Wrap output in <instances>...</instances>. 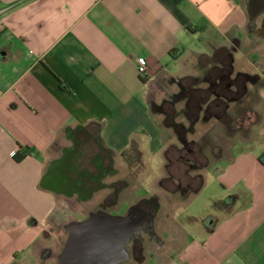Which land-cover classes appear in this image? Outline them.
Returning a JSON list of instances; mask_svg holds the SVG:
<instances>
[{"label": "crops", "instance_id": "obj_1", "mask_svg": "<svg viewBox=\"0 0 264 264\" xmlns=\"http://www.w3.org/2000/svg\"><path fill=\"white\" fill-rule=\"evenodd\" d=\"M262 13L251 25L245 0H0V264H39L56 208L78 195L52 169L81 160L84 132L90 151L134 150L161 165L163 100L194 105L218 67L227 91L238 72L264 79ZM240 144L201 170L228 191L224 213L200 229L174 213L178 242L144 264H264V140Z\"/></svg>", "mask_w": 264, "mask_h": 264}, {"label": "flooded vegetation", "instance_id": "obj_2", "mask_svg": "<svg viewBox=\"0 0 264 264\" xmlns=\"http://www.w3.org/2000/svg\"><path fill=\"white\" fill-rule=\"evenodd\" d=\"M252 4L255 11L263 10L262 26L258 31L255 30L257 35L264 29V0H252ZM215 71L217 80L219 78L220 81L212 91L199 92L197 103L194 105L187 102L184 107L178 108L163 100L155 107L162 113L161 126L172 130L176 140L168 144L163 151L162 164L159 168L165 169L167 173L159 179V187L163 191L160 193L155 191L149 195L157 196L161 204L154 221V229H150L143 221L141 234L134 236V232L132 233L126 243L125 253L120 254L114 248V254H109L99 264H144L160 259L159 253L167 245V240L163 237L165 232H168L165 225L172 213L171 209L165 211L166 204L173 205L177 197L180 201L179 207L198 192L204 183L201 170L211 166L217 168V164L211 165L210 156H214L215 163L226 160V148L224 145L214 144L209 132L214 130L218 123L227 135L234 136L239 133L241 142L244 141V136L249 130V126H246L248 118H245L244 114L248 113L249 109L242 104V97L247 91V83L250 81L257 83L259 78L246 72H238L234 78L231 80L229 78L235 88L227 91L223 85L225 83L223 68L218 67ZM236 103L238 107L233 108ZM231 110L235 112L232 113ZM93 140V135L84 132L78 141L82 148L81 160L75 163V166L69 161L59 160L52 169L51 181L62 187L65 193L74 196L76 192L78 195L73 197L70 204L73 212L71 218L60 225V230L53 225L49 232L47 228L44 230V235L49 238L51 244L42 248L40 258L43 263L40 264H47L53 257L55 264H61L60 256L68 238L74 234L76 222L99 213L125 215L140 198L148 197L142 195L134 201L129 195H134L140 187L150 185L148 180L154 172L152 165L137 152L134 155V150L123 151L116 158L105 149L98 152L90 151L89 147ZM141 174L147 176L142 181H137ZM153 209L151 201L140 208L143 217L151 215ZM176 210L174 207V211ZM163 211L166 212L164 216ZM54 249H57V252Z\"/></svg>", "mask_w": 264, "mask_h": 264}, {"label": "rangeland", "instance_id": "obj_3", "mask_svg": "<svg viewBox=\"0 0 264 264\" xmlns=\"http://www.w3.org/2000/svg\"><path fill=\"white\" fill-rule=\"evenodd\" d=\"M242 99H243L242 104H244V106L249 109L248 113L244 114L245 118H248L246 122V126H249V130H248V134H245L244 136L243 146L244 147L250 145L253 146L255 145V143L264 140V133L262 130V126L264 124V79L259 78L257 83H254L253 81L248 82L247 91L242 97ZM234 107L237 108L238 104L237 103L234 104L233 108ZM231 112L233 113L235 111L231 110ZM162 128L164 134V146L166 147L172 141L176 140V136L174 135L172 130L165 128L163 126ZM209 135L212 138V141H214L213 142L214 144L224 145L225 148H229V146L234 143L235 146H237L238 148L242 147L241 144L239 146V143H241L240 141L241 135H239L238 133L235 134L234 136H227L226 131L218 123H216L214 130L209 132ZM259 149L260 148L257 147V150ZM135 154H137L136 151H134V155ZM210 160L212 161L211 165L217 164L214 162L215 158L213 155L210 156ZM149 162L153 164L152 167L154 170V172L150 176V179L148 180L150 185H148L147 187L145 186V188L140 187L134 192V195H129V197L134 199V201L138 199L139 196L142 195L149 196L155 191L156 193L157 192L160 193L163 191V189L159 187V179L161 176H166L167 173L166 170L163 168L159 170L161 159L157 157H155L154 159L149 158ZM205 169H203L202 171L206 172ZM203 175H204L203 176L204 179L206 178V186L203 188L201 193L192 195L190 198L185 200L184 203L181 204L179 207L178 204L180 203V201L178 200L179 198L177 199V197L173 201V205L166 204L165 211L166 210L169 211L171 209L170 211H172V213L168 218L167 225L165 226H166V230H169L171 235H173V237L171 238L170 237L166 238L168 232H165L164 238L167 240V245L175 244L178 242V238L175 234L176 233L175 231L178 230V226H176V224L172 220V215L174 213H176L178 217L185 220L186 222H188L186 220V217H188L190 225L194 228L197 227L198 229L204 227V221L208 222L210 219H212L213 216H209V215L215 214L217 216H221L224 213L225 210L223 211V207L225 206V198L227 197L228 191L224 190L221 187L220 182L217 180V175L214 170L213 172L212 170H209L207 173H204ZM146 176H147L146 174H141L138 177L137 181H142V179ZM146 192L148 193L146 194ZM174 207L177 208L176 211H174ZM165 211H163L162 215L166 214ZM70 213H72L70 206H63V207L58 206L54 212V215L56 216L57 219L55 220V217L51 219L47 231L48 232L50 231V227L52 225L54 227L57 226L56 228L60 230L59 228L60 225L66 222L65 219ZM43 237H44L43 241L44 243H46L45 245L51 244L49 242L48 237H46L45 235ZM54 251L57 252V249H54ZM40 263H43V260L41 258L39 264ZM55 263L56 261L54 260V257L53 259L47 261V264H55ZM150 263H153V261H151Z\"/></svg>", "mask_w": 264, "mask_h": 264}, {"label": "water", "instance_id": "obj_4", "mask_svg": "<svg viewBox=\"0 0 264 264\" xmlns=\"http://www.w3.org/2000/svg\"><path fill=\"white\" fill-rule=\"evenodd\" d=\"M245 1L250 14V24L255 25L262 10L255 11L252 0ZM150 201L154 205L153 212L143 217L140 208ZM160 206L157 196L152 195L140 198L125 215L99 213L76 222L74 234L68 238L60 256L61 264H99L109 254H114V248L120 254L125 253L126 243L132 233L134 232V236L141 234L143 221L150 229H154V221Z\"/></svg>", "mask_w": 264, "mask_h": 264}, {"label": "built area", "instance_id": "obj_5", "mask_svg": "<svg viewBox=\"0 0 264 264\" xmlns=\"http://www.w3.org/2000/svg\"><path fill=\"white\" fill-rule=\"evenodd\" d=\"M137 66H138V70L141 74L146 73L147 71V62L146 59L144 57H138L136 60Z\"/></svg>", "mask_w": 264, "mask_h": 264}, {"label": "trees", "instance_id": "obj_6", "mask_svg": "<svg viewBox=\"0 0 264 264\" xmlns=\"http://www.w3.org/2000/svg\"><path fill=\"white\" fill-rule=\"evenodd\" d=\"M135 148V147H134ZM28 152H29V149H27V148H21V151L20 152H17L16 154H15V159L16 160H22V158L26 155V154H28ZM260 158V161L264 164V153L259 157Z\"/></svg>", "mask_w": 264, "mask_h": 264}]
</instances>
